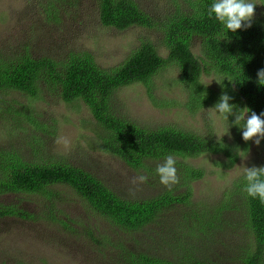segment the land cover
<instances>
[{"label":"trees","instance_id":"obj_1","mask_svg":"<svg viewBox=\"0 0 264 264\" xmlns=\"http://www.w3.org/2000/svg\"><path fill=\"white\" fill-rule=\"evenodd\" d=\"M82 1L49 0L44 23L59 24L65 14H71V7ZM261 2L264 4V0ZM91 3L105 27L119 31L140 27L160 33L168 56H161L150 39L142 40L118 66L109 69L100 67L87 51H70L58 61L33 57L26 43L19 48H1L0 122L4 127L10 125L31 133L37 140L33 131L52 132L27 112L11 110L5 97L21 93L38 100L47 90L66 104L83 102L97 123L99 148L136 172H148L162 189L151 198L125 199L93 173L48 152L41 154L34 149L40 158L27 160L19 149H0V198L24 195L44 200L39 213L20 204L0 202V219L43 220L48 219V211L49 220L59 221L58 204L63 199V189H69L93 216L102 218L123 236H131L118 242L117 264H264V203L244 191L245 174L219 200L194 198L193 184L206 173L188 159L224 155L219 165L231 169L240 159L238 152L247 151L249 141L240 142L242 129L234 125L235 117L230 115L226 120L235 138L230 142L226 137H217L211 128L206 135L173 125L148 129L119 116L113 105L120 89L135 84L145 86L148 97L157 104L154 79L175 66L178 82L188 93L186 105L192 114L214 107L222 94L232 98L229 103L237 110L247 107L257 115L264 113V86L258 83L257 76L264 69V16H255L250 28L229 31L222 39L226 30L214 15H208L214 0H168L162 8L157 4L152 12L144 10L137 0ZM196 42L200 44V56L192 49ZM213 73L220 76L217 89L203 79ZM97 128H101L99 132ZM168 155L176 160L179 177V183L170 190L160 183L156 172ZM61 223L73 230L67 222ZM234 233L241 234L238 242L232 238ZM143 236L152 243L141 239ZM93 239L97 244L105 240L112 243L106 235Z\"/></svg>","mask_w":264,"mask_h":264},{"label":"rangeland","instance_id":"obj_2","mask_svg":"<svg viewBox=\"0 0 264 264\" xmlns=\"http://www.w3.org/2000/svg\"><path fill=\"white\" fill-rule=\"evenodd\" d=\"M137 1L144 10L152 12L157 4L162 8L168 0H163L164 3L158 0ZM84 2L71 7V14H65L59 24L50 25L44 23L49 0H0V49L10 45L12 49L19 48L26 43L33 57H50L58 61L65 59L70 51H87L94 55L100 67L109 69L118 66L142 40L150 39L161 56H168L167 48L161 44L160 33L140 27L124 31L105 27L91 0ZM253 2L257 4L255 16H264L261 0ZM192 49L197 56L201 55L199 42ZM178 77V69L170 66L154 79L157 104L150 100L143 85L120 89L113 102L117 114L152 130L173 125L206 135L211 128L219 137L233 142L235 138L226 120L220 119L213 128L208 114V109L213 107L204 108L196 114L187 109L188 93L183 90ZM203 79L213 89L220 87V76L214 73L203 76ZM4 100L10 109L13 108L11 110L27 112L45 123L52 133L33 131L39 137L35 140L31 133L17 131L10 125L4 127L0 122V149H19L27 160L40 158L38 153L33 152L34 149L41 154L48 152L56 159L93 173L125 199L151 198L162 189L148 172H136L122 160L99 148L95 132L97 123L83 102L69 105L47 90L38 100L21 93L5 97ZM97 129L99 132L101 128ZM58 139L60 143H57ZM243 141L241 138L240 142ZM243 156L231 169L219 165L220 161L225 160L224 155L206 154L188 159L206 173L202 180L193 184L194 198L219 200L226 190L232 188L234 181L245 174V167H264V143L257 146L254 141H249ZM138 175L147 176V182L133 184V178ZM63 190V199L58 204L61 213H56L59 221L49 220L48 211L45 212L48 219L43 220L0 219V264H117L115 260L120 254L118 242L127 241L131 236H123L124 233L120 234L108 222L93 216L74 192ZM0 202L20 204L39 213L44 200L38 196L9 195L0 198ZM61 221L67 222L73 230L65 227ZM101 235H106L112 243L105 240V243L97 244L93 237L100 240ZM240 235L234 233L232 238L238 242ZM141 239L152 243L144 236Z\"/></svg>","mask_w":264,"mask_h":264},{"label":"clouds","instance_id":"obj_3","mask_svg":"<svg viewBox=\"0 0 264 264\" xmlns=\"http://www.w3.org/2000/svg\"><path fill=\"white\" fill-rule=\"evenodd\" d=\"M257 4L253 0H214V3L208 9V15H213L223 25L226 34H221V38H227L229 31L235 33L238 30L250 28L252 20L255 16ZM258 83L264 86V69H260L257 73ZM232 81V80H230ZM209 85V84H208ZM232 98L227 94H222L219 102L211 109H208L209 119L215 128L220 119L229 120V116H234V125L242 129V138L245 142L254 141L257 146L261 140H264V113L257 115L256 112L245 107L237 110L236 105L230 104ZM251 112L249 116L248 113ZM243 122V126H241ZM227 134V133H226ZM225 135V134H224ZM223 135V136H224ZM219 137V134H216ZM220 138V137H219ZM60 143V140H57ZM238 155L244 158L242 152ZM176 160L172 155H168L164 162L159 164L156 172L159 175L160 183L168 187L169 190L175 184L179 183L177 169L175 167ZM245 180L247 181L244 191L252 198H258L264 203V167H245ZM148 177L138 175L132 180L133 184L146 183Z\"/></svg>","mask_w":264,"mask_h":264}]
</instances>
